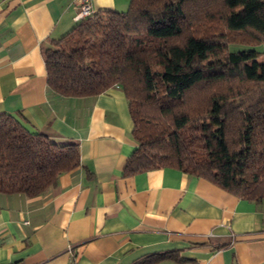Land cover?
I'll use <instances>...</instances> for the list:
<instances>
[{
	"label": "crops",
	"instance_id": "crops-1",
	"mask_svg": "<svg viewBox=\"0 0 264 264\" xmlns=\"http://www.w3.org/2000/svg\"><path fill=\"white\" fill-rule=\"evenodd\" d=\"M128 4L91 0L94 12ZM75 13V0H0V113L79 151L41 194L0 190V264H264V202L173 167L125 175L137 142L122 88H47L42 47ZM166 251L183 262L154 259Z\"/></svg>",
	"mask_w": 264,
	"mask_h": 264
},
{
	"label": "trees",
	"instance_id": "trees-1",
	"mask_svg": "<svg viewBox=\"0 0 264 264\" xmlns=\"http://www.w3.org/2000/svg\"><path fill=\"white\" fill-rule=\"evenodd\" d=\"M262 41L264 0H129L125 11L78 21L42 53L58 95L122 88L137 142L125 175L173 167L264 202ZM78 164L76 143L0 113L1 191L41 194Z\"/></svg>",
	"mask_w": 264,
	"mask_h": 264
},
{
	"label": "built area",
	"instance_id": "built-area-1",
	"mask_svg": "<svg viewBox=\"0 0 264 264\" xmlns=\"http://www.w3.org/2000/svg\"><path fill=\"white\" fill-rule=\"evenodd\" d=\"M75 4L76 13L74 15V20L77 22L88 16H91L94 13L91 0H75Z\"/></svg>",
	"mask_w": 264,
	"mask_h": 264
},
{
	"label": "rangeland",
	"instance_id": "rangeland-1",
	"mask_svg": "<svg viewBox=\"0 0 264 264\" xmlns=\"http://www.w3.org/2000/svg\"><path fill=\"white\" fill-rule=\"evenodd\" d=\"M260 45H261L262 48H264V41H262V42L258 45L259 48H260ZM231 48L235 49V48L233 47V45L231 46ZM238 48H242V46H238Z\"/></svg>",
	"mask_w": 264,
	"mask_h": 264
}]
</instances>
